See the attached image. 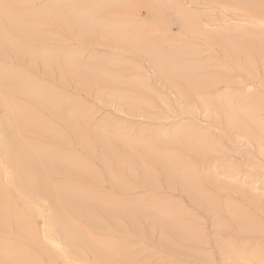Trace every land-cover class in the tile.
I'll return each instance as SVG.
<instances>
[{
  "label": "rangeland",
  "instance_id": "obj_1",
  "mask_svg": "<svg viewBox=\"0 0 264 264\" xmlns=\"http://www.w3.org/2000/svg\"><path fill=\"white\" fill-rule=\"evenodd\" d=\"M14 1L20 9L28 3H0L11 7ZM46 1L50 9L36 11L41 18L36 22L59 14L53 11L61 9L63 0H36L35 4L40 7ZM101 1L84 0L88 4ZM155 1L106 5L104 14L122 7L126 16H114L113 20L97 16L90 28L114 31L118 36L116 29L131 34L139 29L150 32L138 34L137 42L177 54L178 65H184L181 71L189 75L186 80L175 76L173 85L166 81L171 73L164 69L158 76L150 62L128 49L132 44L119 38L100 40L99 32L88 44L66 39L57 27L48 31L37 26L48 34L41 45L2 36L0 87L7 90L12 86L13 90L0 91V147L6 140L3 100L24 94L20 105L33 113L38 99L26 93L38 91L55 104L71 108L77 130L68 150L80 166L89 169L68 171L67 179L55 182L77 184L73 189L81 197L94 195L99 201L105 193V197L128 202L126 210L136 214L139 235L130 237V221L123 216L118 220L127 239L132 240L123 251L136 256L137 263L264 264V145L260 144L263 139L258 143L243 132L252 131L251 118L263 122L264 129V51L251 45H264V0H162L161 8L153 6ZM152 8L171 16L172 21L165 27L154 24ZM0 14L6 18L5 14L13 13L1 8ZM32 26L33 20L21 23L12 19L10 23L2 21L0 30L6 34L9 28H19L17 36L24 38V30H32ZM9 42L27 51L19 58L29 68L10 58ZM37 53L45 57L59 53L72 61L73 69L97 74L82 78L67 70L60 81L53 63L43 65L34 55ZM18 75L24 78L14 85ZM16 86L25 89L17 92ZM39 112L53 120L48 112ZM101 145L108 146L109 152L103 153ZM59 149L66 148L54 150ZM1 155L0 151V188L11 189L27 215L37 248L52 258L48 262L44 256L41 263L92 264L93 256L80 247L82 261L66 255L50 201L42 195L24 198L16 192L12 178L3 174ZM161 209L168 211L172 222L181 221L187 227L184 233L168 231L165 244L159 241L158 228L149 234L159 225L157 220H163ZM104 221L112 228L108 219ZM240 226L252 233H238ZM224 245L231 246L237 257ZM251 251L256 254L253 259L248 257Z\"/></svg>",
  "mask_w": 264,
  "mask_h": 264
},
{
  "label": "bare ground",
  "instance_id": "obj_2",
  "mask_svg": "<svg viewBox=\"0 0 264 264\" xmlns=\"http://www.w3.org/2000/svg\"><path fill=\"white\" fill-rule=\"evenodd\" d=\"M27 1V5H22L21 9L15 1L10 4L11 7L0 3V9L2 8L13 13L8 14V16L5 14L6 18L2 17L3 14H0V23L4 20L6 23H10L12 19L20 20L21 23L33 20L32 30H24V38L17 36V33L21 31L19 28H9L11 31L8 29V32H5L6 34H3L0 30V38L2 36H9L21 42L25 41L41 45L42 38L48 34L44 30H39L38 27H46L45 29L48 31H50L49 27L53 31L57 27V29L66 35H63V37L79 44H88L93 38L97 37L100 40L107 38L106 40L109 41L119 38L126 43L132 44L134 47L128 46V49L133 50L141 58L150 62L158 73V76L164 69L170 72L171 75L166 80L167 83L175 84V76H180L185 80L189 77L188 74L184 73L186 70L181 71L184 69V65H178V61L176 60H178L177 57L179 56L177 54L163 51L155 45L146 46L145 44L138 43L137 40L139 39L137 35L146 33L141 29L134 31L136 34H131L132 32L124 33L116 29L119 33L118 36L114 31L110 34L103 31V28H90L91 24L95 21L93 20L94 17L103 15L102 20H113L114 16H118V18L126 16L122 7L109 12L111 14H104L103 10L106 9V5L124 7L128 0H112L111 3L106 5L104 3L108 0L101 1L100 3L96 2L95 4H88L89 2H84V0H76L77 3L75 5L68 4L66 0H63L61 2V9L53 11L59 13L58 16L50 15V19L49 16H46V20L43 21H40L41 18L36 11L41 13L50 9L48 1L40 7H37L35 4L36 0ZM161 3L162 0H156L153 6L156 7L158 5V8H161ZM152 10L154 14L151 16V20L154 24L165 27L172 21L171 16L162 14L160 10H158V13L154 8ZM62 11L63 13H61ZM98 12L100 14H97ZM32 13H36V15L31 19L29 16ZM46 15H49V13H46ZM37 19L40 20L36 22ZM29 32L30 34H28ZM97 32H99V35L93 37L95 36L94 34H98ZM147 33L150 34V32ZM147 33L143 35H147ZM16 44V42H9L7 45L11 50L10 58L23 65L26 62L20 61L19 57L26 54L27 51L16 46ZM251 45L255 50L264 51L263 44L252 43ZM26 47L30 48L29 45H26ZM34 55L39 56L43 65L53 63L51 67L58 70L60 81L62 72L67 70L73 76L82 78H88L91 74H97L94 73V70L80 72L73 69L75 66L71 65L72 61L61 56L59 53L48 55L49 57L43 56L42 53ZM262 64L264 65V61ZM25 66L29 68L27 63ZM22 77L18 75L17 79H14L16 80L14 85L21 84ZM14 88L17 92H22L25 89L24 87L20 89L17 86ZM12 90V86L7 90H2L0 87V91H5L6 93H10ZM29 93L33 97H36L38 99L37 102H39V106L34 105V107H37V110H34L33 113L28 111L27 107L20 105L21 100L24 99V94L16 95L13 100H6V102L3 100L7 111L3 123L6 140L0 147L1 156H3L4 160L2 161L3 174L12 178L11 182L14 183V190L24 198H35L42 195L50 201L49 203H51L54 211L53 220L62 232V242L66 255L82 261L83 253L80 252V247L93 256L94 264H116L117 262L119 264H143L144 262H136V256L123 251L124 246L129 243L128 241L132 240L127 239L118 217L123 216L130 221V226L133 230L130 237L135 238L139 235L138 225L134 221L136 214L126 210L128 202L120 198L105 197V193L102 195L103 200L99 198L101 201H96L94 195L81 197L77 195L78 191L73 189L77 184L68 182L64 185L65 182H55V180L67 179L69 175L68 171L74 173V171L89 170L88 167L80 166L78 160L73 157L71 150H68L72 144L71 136L73 135L76 139V118L72 115L69 106L55 104L48 96L39 94L38 91L29 90L26 94L30 96ZM39 111L44 114L48 112L53 120L50 119L49 121L43 118ZM251 119L253 121L249 125L252 127V131H249L248 134L247 131L243 130L244 134L248 139L250 138L258 143L263 139L260 144L264 145V137L260 135L264 134V129L262 128L263 122L256 118ZM52 123L58 126L54 127ZM239 123L242 125V122ZM237 128L241 129L242 127ZM261 129H263V133L260 131ZM27 140H31L32 144L29 145ZM57 146L66 149L55 151L54 149ZM101 149L103 153L109 152L106 145H101ZM83 176H86V172L83 173ZM181 177L184 176L181 175ZM195 187L194 189H199L197 186ZM198 192V190H195L194 193ZM19 206V201L15 198L10 188L7 186L0 188V264H42L41 260L44 256L48 262L51 261L52 258L48 256L45 250L37 248L34 231L27 222V215L24 209ZM161 210L163 212V220H157L159 225L155 224V227L149 231V234L155 228H158L160 231L159 241L165 244L166 233L168 231L177 233L180 230V233H184L187 227L181 221L172 222L168 211L165 209ZM142 217L144 220L147 219L145 215H142ZM104 218L111 222L112 228L106 224ZM238 230H240L238 233L243 235H250L252 233L251 230L243 226H240ZM48 233H50V230L47 231V235ZM115 237L117 238L116 240ZM159 241L157 244H159ZM222 247L232 251V254L237 257L231 246L224 245ZM248 257L253 259L256 257V254L251 251Z\"/></svg>",
  "mask_w": 264,
  "mask_h": 264
}]
</instances>
